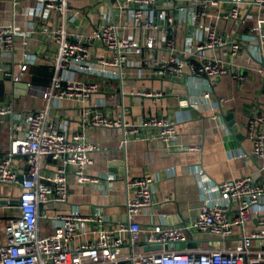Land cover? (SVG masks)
<instances>
[{
    "label": "built area",
    "instance_id": "obj_1",
    "mask_svg": "<svg viewBox=\"0 0 264 264\" xmlns=\"http://www.w3.org/2000/svg\"><path fill=\"white\" fill-rule=\"evenodd\" d=\"M25 1L40 3L42 17L55 12L62 22L48 35L56 48L52 58L45 61L51 81H27V92L45 99L48 106L22 114L12 125L7 152L2 153L0 146V185L20 191L19 214L10 217L4 227L0 264H264V247L253 244L264 239V183L253 175L213 183L202 169L197 170L203 203L191 224H156L143 243H138L142 226L134 218L155 204L154 176L128 181L133 190L126 203L129 222L117 228L104 227L109 219L101 211L84 214L71 207L41 215L43 206L68 202L71 176L81 184L101 180L86 170L93 164L96 150L86 131L69 132L65 129L67 122L60 124L51 117V107L63 100L77 103L84 127L122 128L132 135L141 128H151L156 131L151 139H159L167 149L200 150L178 145L177 122L168 116L149 115L135 122L108 115L103 103L91 106L92 96L100 89L98 79L76 80L74 74L121 78L127 66L142 72L148 69L153 77L179 83L188 74H198L211 86L224 77L239 83L254 75L262 83L252 96L264 101V0H110L113 14L104 19L90 12L86 0H11L13 15ZM115 11L121 15L120 20ZM83 17L89 22L87 30L70 28ZM186 23L193 32L180 43L177 26ZM131 28L149 38L162 31L163 50L169 57H155L152 53L162 48L130 36ZM31 35V31H19L14 24L0 22V58L2 52L15 51L18 39L26 47ZM252 39L257 46L247 48L246 42ZM97 42L111 53L109 57L92 56L91 48ZM244 51L246 61L241 64L238 60ZM28 69L29 61L24 60L17 71L13 63H6L4 72L20 81ZM238 91L239 87L232 89ZM138 94L154 98L164 95L163 91L151 90ZM191 102L197 108H212V93L192 96ZM225 102L224 97L217 100L219 107ZM258 107L261 111L249 117L246 124L247 137L253 141V159L264 158V103ZM13 112L11 104L0 107V118ZM19 158L25 160L27 171L19 170ZM42 218L52 219L51 233H44ZM248 224L253 228L247 229ZM237 227L243 237L233 248H217L204 239H229Z\"/></svg>",
    "mask_w": 264,
    "mask_h": 264
},
{
    "label": "crops",
    "instance_id": "obj_2",
    "mask_svg": "<svg viewBox=\"0 0 264 264\" xmlns=\"http://www.w3.org/2000/svg\"><path fill=\"white\" fill-rule=\"evenodd\" d=\"M86 1L90 2V12L93 15L97 14L104 19L113 14L110 0ZM39 7L40 3L36 1H25L17 7L13 15L11 0H0V22L14 24L19 31L32 32L26 47L18 39L14 52L1 53L0 107L10 104L14 107L12 114L0 118L2 153L8 150L13 123L24 113L42 110L48 106L45 99L30 95L26 85L27 81L44 84L51 81L52 73L45 61L52 58L56 48L48 35L56 24L62 22V17L55 12L42 17ZM253 10L256 11V8ZM115 14L120 20L119 12L115 11ZM174 15L179 19L178 12L174 11ZM249 24L253 25L251 22ZM70 28L87 30L89 22L83 17L75 25H70ZM177 28L180 43L193 32L187 23L178 25ZM161 32L154 34V39L142 34L139 29L134 31L131 28L129 35L145 45L163 50ZM257 44L252 39L246 42V47L251 49ZM162 50L152 54L157 58L167 59L169 52ZM91 54L96 58L109 57L111 53L97 42L91 48ZM24 60L29 61V69L22 79L14 81L8 78L4 72L6 63H13L17 71L19 63ZM238 61L245 63V51ZM122 72L121 78L94 77L86 73H76L73 77L82 81L98 79L100 89L92 96L91 106L103 103L108 115L135 122H140L149 115L168 116L177 122L178 145L196 146L200 150L167 149L159 139H151L156 132L151 128H141L136 135H132L125 133L122 128L84 127L82 112L77 103L69 99L63 100L60 105L58 103L51 107V117L60 124L67 122L65 129L69 132L79 129L86 131L88 140L96 145V150L92 153L93 164L86 170L89 175L101 180L98 183L81 184L71 176L68 202L43 206L42 216L77 207L84 214L101 211L109 219L104 227L117 228L120 224L129 222L126 203L133 190L128 181L145 175L154 176L157 179L155 204L134 218L142 226L138 243H143L154 225L172 224L169 220L171 216L163 209L164 202L175 203L183 223L188 224L197 215L203 203L202 184L197 170L202 169L213 183L246 175L256 176L259 182L264 183V158L251 157L253 141L246 134L249 117L261 111L259 103H264L262 99H254L252 96L253 92L261 88L259 77L250 75L247 81L239 83L224 77L211 86L207 78L198 74H188L179 83L170 78L153 77L148 69L142 72L138 68L124 66ZM179 85L185 86L186 90L179 89ZM238 87L241 91L232 92L233 88ZM143 90L163 91L164 95L161 98L144 97L138 94ZM204 91L212 93V108L204 105L197 108L191 102L192 96H199ZM220 97L226 100L222 107L217 104ZM231 112L236 121V130L225 119ZM17 163L19 170L27 171L23 158H19ZM108 177L112 179L108 180ZM19 193L18 187L0 185V245L5 244L6 222L10 217L19 214L18 205L15 204ZM261 207H264V203ZM52 224V219L42 220L44 233L52 232ZM246 228L251 229L253 225L248 224ZM242 237L241 228L237 227L235 234L229 239L214 236L204 239L217 248H233ZM253 244L254 247H264V239H257Z\"/></svg>",
    "mask_w": 264,
    "mask_h": 264
},
{
    "label": "water",
    "instance_id": "obj_3",
    "mask_svg": "<svg viewBox=\"0 0 264 264\" xmlns=\"http://www.w3.org/2000/svg\"><path fill=\"white\" fill-rule=\"evenodd\" d=\"M180 81V80H179ZM25 85H26V83H25ZM27 86V85H26ZM25 86V87H26ZM178 86V85H177ZM176 85H175V87H177ZM27 88V87H26ZM181 88V90H186L185 88V86H183V85H179V89ZM182 93V92H181ZM180 93V94H181ZM184 93V92H183ZM225 119L228 121V123H229V125L230 126H232V128H234V130H236L237 129V126H236V121H235V118H234V114L231 112V113H229L228 115H226L225 116ZM15 204H19V201L18 200H16L15 201ZM163 209H164V211L167 213V214H169L171 217H170V222L172 223V224H176V223H179L180 222V215H179V213L177 212V210H176V207H175V203L173 202V201H166V202H164L163 204ZM147 248H153V246L152 245H147ZM154 248H155V246H154Z\"/></svg>",
    "mask_w": 264,
    "mask_h": 264
},
{
    "label": "rangeland",
    "instance_id": "obj_4",
    "mask_svg": "<svg viewBox=\"0 0 264 264\" xmlns=\"http://www.w3.org/2000/svg\"><path fill=\"white\" fill-rule=\"evenodd\" d=\"M188 224H191V222H189Z\"/></svg>",
    "mask_w": 264,
    "mask_h": 264
}]
</instances>
